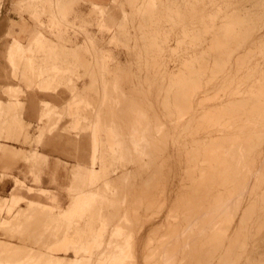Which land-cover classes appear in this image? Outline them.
<instances>
[{"label":"rangeland","instance_id":"1","mask_svg":"<svg viewBox=\"0 0 264 264\" xmlns=\"http://www.w3.org/2000/svg\"><path fill=\"white\" fill-rule=\"evenodd\" d=\"M14 1L15 0H0V25L5 24V27L0 30V34L2 35L0 45H4L5 48L4 59L2 58L1 60L0 58V62L4 60V65L8 66L10 70L13 68L18 70L27 69L28 72L20 75L22 76V80L13 78L11 76L12 73H0V101L8 102L12 99L16 100V102H13L14 104H9L10 108L3 105V107L1 106L2 108L0 107V114H2V118L0 117V146H3L1 142H10V144L14 143L16 147L28 150L23 151L28 155H32L36 150H40L48 157L46 162L42 157H35V155L30 159L13 160L11 158L12 162H8V165H1L0 171L11 172L12 175L25 180L28 185L34 187L41 186L54 190L61 203H59L57 197H54V193L47 196L50 203L42 196H37L35 199L47 204H61L63 209L68 208L64 211H58L50 206L41 207L43 206L41 205L28 211V203L22 205L14 203L10 205L9 201L5 202L0 199V241H3L0 242V248H4L2 250L0 249V263L52 264V261L46 256H64L63 252L59 251V248L62 245L63 239L68 237L71 239L74 238L76 241L69 255V258H73V264H98L97 259L101 257L99 255L100 252L105 251L107 247L112 248L111 251L118 250V254L124 249L122 251L123 255H121L122 259L120 260L123 264H125L126 261L127 263L129 261V264H146L145 262L143 263V261H147V264H149L148 262L151 260H149L150 257L148 256L156 252L155 246H158L162 241L166 242L168 245L170 244L171 248L179 246L177 247L179 250L173 249L176 252L171 251V253L176 254L175 257L177 261L175 262L177 264H183L181 263L183 262L182 257L186 252H188V254L184 257L185 264H261V262L264 264V185L260 187L254 185L255 182H253L256 180L255 178L257 176L259 178L262 175L264 176V173L261 172V170L264 171V167L256 165L257 153L250 151L246 160L247 164H245L248 165L252 171H250V173L248 172L244 177L245 172L240 155V144L243 141V136L241 133H238L240 132L238 126L241 125L242 119L246 114H248L247 117H250L251 123L254 120L253 118H256L253 115H256V107H258L256 103V98H258L259 94L258 87L259 84L262 85L260 81L264 78V73H262L264 72V52H262L264 51V0H108L105 3L108 8L94 7L89 10L84 9V6L88 5L87 2L79 1L74 5V2L77 0H32L29 4H26V6L16 4ZM171 5L173 9L171 10L173 12H170L169 9ZM11 20H16V22H12V28L9 33L8 26L11 24ZM188 31L190 34H188ZM193 32L197 36L194 35ZM201 32H203V34ZM191 33L193 35H191ZM196 37L198 38L196 39ZM201 38L203 39L202 41ZM15 40H19L22 43L18 42V44H15ZM14 45L20 52L16 49L12 50ZM210 54L212 55L210 56ZM11 59L16 61V63L11 64ZM227 59L229 61H227ZM199 63L200 65L202 64V67H199ZM213 64L214 66H212ZM212 67L214 69H212ZM253 67L254 69H252ZM205 69L207 72H205ZM223 69H225V71ZM212 72L214 74H212ZM25 79L26 81H29V79H36L37 81L36 83H27L24 82ZM45 80L46 82H43ZM185 80L189 82L185 83ZM191 82H193V84ZM262 83H264V81H262ZM28 85L29 87L33 86L32 89H30L31 91L27 90L29 88L27 87ZM36 86L44 91H52L53 93L63 92V94L56 97L57 95L55 94L39 93L37 92L38 89ZM57 86L61 89H55ZM189 86L190 88H188ZM180 87L181 89H179ZM184 87H186L187 90ZM191 88L193 89L191 90ZM224 88L226 89L223 90ZM245 88L250 89H247L249 90L247 91ZM251 88L253 93L251 92ZM170 90H172V92ZM237 91H241L242 96ZM131 92L132 94H130ZM33 93L36 94L34 98L37 105L41 100H46L58 106V109L53 108L51 111L49 116L50 120H47L42 126L45 127L44 129L40 128L41 126L37 124L35 119L36 113L34 114L31 111L33 109L31 108L30 99ZM125 94H127V96ZM215 95H217V99ZM244 98L249 100V106L246 109V112L248 111L247 113L244 111L243 107ZM18 100H23L24 104H20V102H17ZM203 101L205 104L202 103ZM229 102H231V104ZM233 102H236V107H234L235 105ZM178 103L183 104V108L181 106L182 109L178 107L180 106ZM23 105L24 112L22 116L27 121L29 127L23 126L20 123V119H18V114ZM218 106L224 109L223 111L225 112L218 110L220 108ZM6 108L9 109L7 110ZM201 108H203V110ZM241 108L243 111H241ZM229 109L230 112L234 110L232 114H229ZM194 112L196 113L194 114ZM213 112L216 113L213 115ZM198 114L199 116L201 115V118L198 117ZM227 114L229 116H227ZM133 116L134 118H132ZM256 116L261 120V115L257 113ZM122 117H124V120ZM144 118L145 121H143ZM2 119L5 120L3 121ZM210 119L212 120V124H210ZM228 119L229 122H227ZM195 120H197V122ZM205 120H207L206 125H204ZM223 120H226V125ZM58 121H60L59 129H56L53 134L46 132L45 135L40 137V132L42 130L47 131L50 127H55ZM218 121L220 125L223 126L221 127L222 130L219 128L220 125H218ZM77 122L79 126H76ZM135 122L138 125L137 128L142 132H139V139L137 138L138 136H134L133 128L131 129V127L137 126ZM199 122L204 123L201 124ZM222 122L225 127L222 125ZM214 123H217L218 126ZM211 125L213 128H211ZM174 129H176V131ZM204 129L206 130L202 131ZM18 130L20 132H18ZM191 130H193L194 133ZM209 130H212L210 133H212L213 136L212 134H208L209 136L207 135L208 132L206 131ZM214 130L217 132L213 133ZM196 132L198 135L199 133L202 135L198 136ZM130 133H132V136ZM24 134L27 135L26 143L20 142L16 138V135L22 138ZM161 134L162 136L160 137ZM217 136H219V140L213 138ZM56 137H59L58 141L60 143L57 148H53L46 144V142H50L51 139H56ZM94 138H97L98 142L93 148L97 157H95L96 159L94 161V163H96L92 164L91 161L90 164V139L92 142ZM205 138H208V140L206 139L207 141H205ZM249 138L251 140H249ZM40 139L43 140L42 145L38 142ZM213 139L214 141H212ZM258 139H260L259 135L248 137L249 143L252 141L251 145L253 142L256 143ZM133 140H135L136 143L135 141L133 142ZM185 142L190 143L186 144ZM231 142L232 145H230ZM233 142H235V144H233ZM155 144L157 146H155ZM136 146L138 147L136 148ZM223 147L224 150L222 151ZM231 147L233 149L232 151ZM3 149L4 151L8 152L10 150V152H12L9 148ZM3 149L2 147L0 148V156L2 154L4 155ZM184 150L189 151V153ZM196 150L200 153L196 154ZM203 151L206 153H203ZM23 152H21L22 158L23 155L25 156ZM180 152L182 153L181 155ZM144 154L147 155L145 156ZM195 158H197V160ZM200 160L201 162L199 165ZM24 161L42 167V171L40 172L42 184H36L35 176L27 173L29 169ZM215 161H217V163ZM194 162L196 165H194ZM79 165H83L87 168L89 167L81 177L82 181H78L75 178ZM91 165H95L93 168L96 170L92 178L88 175L92 169ZM223 166L224 168H222ZM54 168H56L57 172L56 184L52 183L51 176ZM254 168L257 169L256 172L258 174L254 171ZM37 169L35 167L34 172ZM225 171L226 173H224ZM193 172L196 173V175ZM259 172L261 174H259ZM235 173L238 174L237 177ZM251 173H256V177L253 178L255 180L252 179L254 174ZM198 174L201 175L199 176ZM7 178L9 177H4V179ZM248 178H251V180ZM153 180L154 183H152ZM224 181H228L227 184H229L227 185ZM247 181L248 183L244 186V182ZM5 182L7 185L0 183L1 198H8L16 194V192L9 194L13 188V181L7 179ZM235 182H238L240 185ZM17 183L16 181V185ZM194 183H196V185ZM18 184V189H25L24 185ZM236 184L237 188L235 190ZM216 185L220 189H218ZM70 187H74L78 191L76 190L77 192L72 193L69 190ZM205 187L208 188L205 189ZM212 187L215 189L213 188L212 190ZM224 187L228 188L225 189ZM232 187H234V189ZM231 188L235 192L233 191L232 193ZM217 189L218 191H216ZM205 191L209 192L206 193ZM228 191L230 192L228 193ZM22 193L26 194V191ZM72 194L75 195L72 196ZM225 194H229V198L227 195L226 199ZM86 195L89 197V202L86 204L84 211L82 213L75 211L74 208L78 199ZM208 195H210V198ZM231 198L233 199L231 200ZM228 200H231V203L228 202ZM199 201L201 205L199 203L197 204ZM205 201L207 204L203 205ZM222 202H225L224 206ZM236 202L239 207L236 205ZM149 203L151 205H149ZM195 204L201 208L198 206L196 207ZM247 206L248 208H246ZM192 207L197 209L193 208L194 210H191ZM212 207H214V209ZM229 207L231 208L226 209ZM240 208H242L243 211ZM244 210L247 211L245 212ZM188 211L195 217L202 219L206 213L210 214L209 217L206 218L205 223L214 226L207 231L211 234L208 233V235L206 232L204 233V231L203 233H197L195 240L193 236L192 238L190 237L192 234L190 230H182L185 232L187 231V233L179 231L183 229L181 226L184 228L187 226L185 225L187 223H184V219L190 218V213L188 214ZM229 211H231V213ZM233 211L234 213H232ZM247 212L249 215L245 216ZM126 214L129 215V217ZM125 216L128 219L125 218ZM245 217L248 219H245ZM179 218H182L181 221ZM233 218L236 219L234 220ZM226 219L229 222H226ZM214 220L222 226H219ZM245 220L247 222H245ZM172 222H176V225H172ZM182 222L185 226L183 224L181 225ZM225 223L229 225H225ZM242 223L244 225H242ZM243 226L246 227H244L246 230L242 228ZM122 228L125 229L123 230ZM174 228L176 230H174ZM177 228H179L178 231ZM100 229H104V239L98 238ZM260 229L261 231L259 232ZM173 230L180 232V234L178 233L179 236L176 235L177 233ZM189 231L191 232L190 236ZM215 231L217 233L220 232L222 235L217 234V236H215ZM112 232L113 234H111ZM172 233L176 235V237H174ZM184 234H188V236L186 235V237ZM203 234L205 235L203 236ZM177 236L179 239H181L182 236V240H176ZM211 236H213V239ZM169 237H172V243H169ZM97 238L100 241L99 244H102L103 247L105 246L104 248H100L99 250L95 249L96 251L92 256H85L83 255L85 254L84 251H81V255L76 257L75 250L77 247L88 245L89 243L92 244ZM174 238L175 240L173 241ZM199 238L202 239L200 240ZM156 240L159 242L158 244ZM159 240H161V242ZM188 240L190 241L189 244ZM181 241L185 243L181 244ZM179 242L180 244H178ZM219 242H222V244L218 245L220 244ZM154 243H156L155 246ZM254 243L255 245H253ZM186 244H188L189 247L186 246ZM120 245L122 246L120 248L121 250L119 249ZM115 246L116 249L114 248ZM147 246H150V248L148 249ZM217 246H219V249ZM224 246L226 247L224 248ZM5 247L7 249H5ZM183 247L187 251H185ZM152 248L155 251L152 250ZM193 249L195 251H193ZM208 249L210 250L208 251ZM142 253L147 256V260L145 258L146 256L142 255ZM133 254L136 256L134 255V257ZM179 256L182 257L180 258ZM133 258H135L134 261ZM178 258L182 261L180 260L179 262ZM259 258H261V260H259ZM135 260L137 262H135ZM121 262L119 264H122ZM175 262L174 264H176Z\"/></svg>","mask_w":264,"mask_h":264},{"label":"bare ground","instance_id":"2","mask_svg":"<svg viewBox=\"0 0 264 264\" xmlns=\"http://www.w3.org/2000/svg\"><path fill=\"white\" fill-rule=\"evenodd\" d=\"M172 1V0H171ZM175 1V0H174ZM243 1V0H242ZM229 5V4H228ZM233 5V4H232ZM262 6V5H261ZM219 7V6H218ZM181 8V7H180ZM169 9H170V12L173 10L172 9V5L169 7ZM172 9V10H171ZM219 9V8H218ZM221 9V8H220ZM225 9V8H224ZM215 10V9H214ZM235 10V9H234ZM178 11V10H177ZM216 11H217V9H216ZM173 12V11H172ZM174 12H175V10H174ZM215 12V11H214ZM228 12V11H227ZM231 12H232V10H231ZM219 13H220V11H219ZM218 13V14H219ZM243 13V12H242ZM181 15V14H180ZM213 15V14H212ZM230 15V14H229ZM184 16V15H183ZM205 16V15H204ZM228 16V15H227ZM233 16V15H232ZM203 17V16H202ZM254 18V17H253ZM190 19V18H189ZM204 19V18H203ZM202 19V20H203ZM196 20V19H195ZM194 21V20H193ZM196 22V21H195ZM205 22V21H204ZM253 23V22H252ZM201 24H203V23H201ZM158 25V24H157ZM207 25V24H206ZM248 25V24H247ZM252 25V24H251ZM204 26V25H203ZM209 26V25H208ZM250 26V25H249ZM255 26H257V25H255ZM188 28V27H187ZM186 28V29H187ZM191 28V27H190ZM195 28H196V26H195ZM205 28V27H204ZM183 29H184V27H183ZM189 29V28H188ZM246 29V28H245ZM256 29V28H255ZM258 29V28H257ZM153 30V29H152ZM185 30V29H184ZM191 30V29H190ZM194 30V29H193ZM192 30V31H193ZM199 30V29H198ZM171 31H172V29H171ZM182 31V30H181ZM258 31V30H257ZM195 32V31H194ZM194 32H193V34H194ZM185 33V32H184ZM186 33H187V31H186ZM202 34H203V32H201ZM207 33V32H206ZM255 33V32H254ZM182 34V33H181ZM188 34H190L189 33V31H188ZM188 34H186V35H188ZM192 33H191V35H193ZM212 34H213V32H212ZM170 35V34H169ZM185 35V34H184ZM194 35H196V34H194ZM197 36V35H196ZM204 36V35H203ZM156 37V36H155ZM154 37V38H155ZM170 37V36H169ZM165 38V37H164ZM194 38V37H193ZM198 37H196V39H197ZM204 38V37H203ZM200 39V38H199ZM182 40H184V39H182ZM203 39L201 38V41H202ZM208 40V39H207ZM158 41V40H157ZM192 41V40H191ZM256 41V40H255ZM181 42V41H180ZM196 42V41H195ZM209 42V41H208ZM204 43V42H203ZM219 43V42H218ZM260 43V42H259ZM17 44H18V42H17ZM187 44V43H186ZM182 45V44H181ZM195 45V44H194ZM202 45H204V44H202ZM179 46V45H178ZM200 46V45H199ZM230 46V45H229ZM254 46V45H253ZM252 46V47H253ZM180 47V46H179ZM240 47H242V46H240ZM18 48V47H17ZM229 48V47H228ZM198 49V48H197ZM203 49V48H202ZM237 49H239V48H237ZM181 50V49H180ZM183 50V49H182ZM240 50V49H239ZM256 50V49H255ZM261 50V49H260ZM206 51V50H205ZM238 51V50H237ZM239 52V51H238ZM262 52H264V51H262ZM199 53V52H198ZM207 54V53H206ZM247 54V53H246ZM253 54V53H252ZM142 55V54H141ZM177 55V54H176ZM212 54H210V56H211ZM154 56V55H153ZM190 56V55H189ZM233 56V55H232ZM240 56V55H239ZM244 56V55H243ZM242 56V57H243ZM249 56V55H248ZM202 57V56H201ZM213 57V56H212ZM223 57V56H222ZM158 58V57H157ZM198 58V57H197ZM203 58V57H202ZM183 59V58H182ZM209 59V58H208ZM185 60V59H184ZM211 60V59H210ZM214 60V59H213ZM225 60H226V58H225ZM248 60V59H247ZM156 61V60H155ZM201 61V60H200ZM227 61H229L228 59H227ZM164 62V61H163ZM179 62H181V61H179ZM204 62V61H203ZM209 62V61H208ZM207 62V63H208ZM213 62H215V61H213ZM223 62V61H222ZM230 62H231V60H230ZM238 62V61H237ZM259 62V61H258ZM148 64V63H147ZM152 64V63H151ZM180 64V63H179ZM215 64V63H214ZM214 64L212 65V66H214ZM198 65V64H197ZM199 65H200V63H199ZM202 65V64H201ZM199 66V67H202V66ZM210 65V64H209ZM236 65V64H235ZM193 66H195V65H193ZM219 66H221V65H219ZM262 66V65H261ZM182 67V66H181ZM180 67V68H181ZM217 67V66H216ZM227 67V66H226ZM234 67V66H233ZM250 67V66H249ZM206 68V67H205ZM219 68V67H218ZM232 68V67H231ZM230 68V69H231ZM194 69V68H193ZM202 69V68H201ZM212 69H214L213 67H212ZM211 69V70H212ZM252 69H254V67L252 68ZM256 69V68H255ZM206 70V69H205ZM219 70V69H218ZM224 71H225V69H223ZM241 70V69H240ZM199 71H200V69H199ZM203 71V70H202ZM209 71V70H208ZM220 71V70H219ZM223 71V72H224ZM229 71V70H228ZM153 72H154V70H153ZM186 72V71H185ZM205 72H207V70L205 71ZM215 72V71H214ZM217 72V71H216ZM245 72V71H244ZM247 72H249V71H247ZM251 72V71H250ZM256 72V71H255ZM193 73V72H192ZM194 73H195V71H194ZM211 73V72H210ZM218 73V72H217ZM243 73V72H242ZM262 73H264V72H262ZM175 74V73H174ZM212 74H214L213 72H212ZM230 74H231V72H230ZM240 74V73H239ZM169 75V74H168ZM196 75V74H195ZM194 75V76H195ZM207 75H208V73H207ZM217 75V74H216ZM185 76V75H184ZM192 76V75H191ZM200 76H202V75H200ZM234 76V75H233ZM250 76V75H249ZM177 77V76H176ZM179 77V76H178ZM203 77V76H202ZM208 77V76H207ZM211 77H212V75H211ZM241 77V76H240ZM191 78H193V77H191ZM195 78H197V77H195ZM213 78H215V77H213ZM249 78V77H248ZM180 79V78H179ZM186 79H188V78H186ZM190 79V78H189ZM245 79V78H244ZM258 79V78H257ZM261 79V78H260ZM264 79V78H263ZM262 79V81H264ZM148 80V79H147ZM191 80V79H190ZM198 80H199V78H198ZM254 80V79H253ZM186 82L185 83H188L187 82V80H185ZM196 81V80H195ZM242 81V80H241ZM250 81V80H249ZM252 81V80H251ZM262 81H260V83L262 84V85H260L259 84V87H258V98H256L257 99V101H256V103L258 104V107H256L257 106V104H256V106H254V107H256L257 108V112H256V115H257V113L259 114V115H261V120L260 119H258L257 118V116L256 115H253V116H255L256 118H257V121H256V118H253V119H251V120H253L252 121V123L250 122V117H247V115L248 114H246L247 112H246V109H247V107L249 106L248 104H249V100L248 99H245V100H243V103H244V105H243V107H244V111L246 112L245 114H246V116L242 119V122H241V125H239L238 127H239V131L240 132H238V133H241L242 134V136H243V141H242V143L240 144V155H241V161H242V164H243V168H244V172H245V174H244V177H245V175L249 172L250 173V171H252V169L248 166V165H246L247 163H246V160H247V156H248V154L250 153V151H253V152H256L257 153V164L256 165H258V166H263L264 167V83H262ZM149 82V81H148ZM244 82H245V80H244ZM253 82V81H252ZM183 83V82H182ZM192 84H193V82H191ZM207 83V82H206ZM212 83V82H211ZM243 83V82H242ZM197 84H198V82H197ZM196 84V85H197ZM209 84H210V81H209ZM253 84V83H252ZM256 84V83H255ZM174 85V84H173ZM186 85V84H185ZM189 85H190V83H189ZM195 85V84H194ZM206 85H208V84H206ZM227 85V84H226ZM239 85V84H238ZM243 85H245V84H243ZM202 86V85H201ZM164 87V86H163ZM168 87V86H167ZM174 87V86H173ZM186 87H187V85H186ZM186 87H184L185 89H186ZM203 87V86H202ZM225 87V86H224ZM229 87V86H228ZM231 87V86H230ZM247 87V86H246ZM257 87V86H256ZM188 88H190V86L188 87ZM199 88V87H198ZM243 88V87H242ZM255 88V87H254ZM31 89V88H30ZM29 89V90H30ZM179 89H181V87L179 88ZM183 89V88H182ZM193 88H191V90H192ZM226 88H224L223 90H225ZM234 89V88H233ZM241 89V88H240ZM240 89H238V90H240ZM246 89V88H245ZM247 89H250V88H247ZM246 89V90H247ZM16 90V89H15ZM173 90V89H172ZM172 90H170L171 92H172ZM187 90V89H186ZM222 90V89H221ZM237 90V89H236ZM10 91H11V89H10ZM13 91V90H12ZM17 91H18V89H17ZM177 91V90H176ZM220 91V90H219ZM241 91L243 92V90L241 89ZM238 92V93H242V92ZM247 91H249V90H247ZM256 91V90H255ZM14 92V91H13ZM16 92V91H15ZM171 92H169V93H171ZM178 92V91H177ZM183 92V91H182ZM184 92H185V90H184ZM188 92V91H187ZM194 92H196V91H194ZM230 92V91H229ZM234 92H236V91H234ZM251 92L253 93V91H252V88H251ZM257 92V91H256ZM10 93V92H9ZM168 93V94H169ZM176 93V92H175ZM174 93V94H175ZM191 93V92H190ZM206 93V92H205ZM218 93V92H217ZM130 94H132V92L130 93ZM167 94V93H166ZM207 94V93H206ZM121 95V94H120ZM119 95V96H120ZM123 95V94H122ZM126 96H127V94H125ZM205 95V94H204ZM203 95V96H204ZM218 95V94H217ZM217 95H215V97L217 96ZM237 95H239V94H237ZM118 96V95H117ZM131 96V95H130ZM129 96V97H130ZM186 96V95H185ZM223 96V95H222ZM241 96H242V94H241ZM244 96L246 97V95L244 94ZM243 96V97H244ZM134 97V96H133ZM170 97V96H169ZM214 97V96H213ZM219 97V96H218ZM128 98V97H127ZM193 98V97H192ZM191 98V99H192ZM212 98V97H211ZM247 98V97H246ZM255 98V97H254ZM120 99V98H119ZM130 99V98H129ZM175 99H176V97H175ZM208 99V98H207ZM214 99V98H213ZM213 99H212V101H213ZM216 99H217V97H216ZM240 99V98H239ZM238 99V100H239ZM256 99H254V100H256ZM14 100V99H13ZM123 100V99H122ZM185 100V99H184ZM183 100V101H184ZM253 100V99H252ZM15 102H16V100H14ZM124 101V100H123ZM172 101V100H171ZM182 101V100H181ZM210 101V100H209ZM236 101V100H235ZM17 102H20V104H23L24 102H22V100H18ZM45 102V101H44ZM179 102V101H178ZM226 102V101H225ZM231 102H232V100H231ZM231 102H229L230 104H231ZM13 103V102H12ZM173 103V102H172ZM202 103H204L205 104V102L203 101ZM234 103V107H236V102H233ZM242 103V102H241ZM240 103V104H241ZM14 104V103H13ZM18 104V103H17ZM123 104H125V103H123ZM139 104V103H138ZM170 104H171V102H170ZM178 104H180V103H178ZM199 104V103H198ZM2 105V104H1ZM177 105V104H176ZM189 105H190V103H189ZM203 105V104H202ZM201 105V106H202ZM233 105V104H232ZM231 105V106H232ZM121 106V105H120ZM178 106V105H177ZM181 106H182V108H183V104H180V106H178L180 109H182L181 108ZM199 106V105H198ZM226 106V105H225ZM1 107V106H0ZM3 107V106H2ZM1 107V108H2ZM7 107H9L10 108V106H7ZM140 107V106H139ZM172 107V106H171ZM200 107V106H199ZM208 107V106H207ZM218 107H220V106H218ZM228 107V106H227ZM242 107V106H241ZM9 108H6L7 110L9 109ZM172 108H174V107H172ZM190 108V107H189ZM204 108V107H203ZM203 108H201L202 110H203ZM210 108V107H209ZM209 108H208V110H209ZM232 108V107H231ZM230 108V109H231ZM255 108V109H256ZM124 109V108H123ZM135 109H137V108H135ZM145 109V108H144ZM175 109H178V108H175ZM197 109V108H196ZM214 109H216V108H214ZM230 109H229V114L231 113L232 114V111H234L235 110V108H234V110H232L231 112H230ZM242 109V108H241ZM254 109V108H253ZM252 109V110H253ZM118 110V109H117ZM207 110V111H208ZM218 110H224V109H221V107L218 109ZM0 111H1V109H0ZM5 111V110H4ZM126 111V110H125ZM128 111V110H127ZM135 111V110H134ZM140 111V110H139ZM168 111V110H167ZM183 111V110H182ZM206 111V110H205ZM236 111H238V110H236ZM241 111H243V109L241 110ZM118 112H120V111H118ZM198 112V111H197ZM209 112H211V111H209ZM223 112H225V111H223ZM251 112H253V111H251ZM250 112V113H251ZM255 112V111H254ZM140 113V112H139ZM174 113V112H173ZM189 113V112H188ZM196 112H194V114H195ZM205 113V112H204ZM216 112H213V115L215 114ZM222 113V112H221ZM234 113V112H233ZM243 113V112H242ZM130 114V113H129ZM147 114V113H146ZM175 114V113H174ZM208 114V113H207ZM210 114H212V113H210ZM225 114V113H224ZM252 114V113H251ZM255 114V113H254ZM131 115V114H130ZM120 116V115H119ZM126 116V115H125ZM135 116V115H134ZM134 116L132 117V118H134ZM148 116V115H147ZM180 116V115H179ZM203 116V115H202ZM222 116V115H221ZM227 116H229L228 114H227ZM236 116V115H235ZM144 117V116H143ZM146 117V116H145ZM149 117V116H148ZM172 117H174V116H172ZM171 117V118H172ZM198 117H200L201 118V115L199 116V114H198ZM198 117H197V120H198ZM210 118H212L211 116H209ZM233 117V116H232ZM260 117V116H259ZM124 117H122V119H123ZM147 118V117H146ZM175 118V117H174ZM181 118H182V116H181ZM185 118V117H184ZM192 118H194V117H192ZM199 118V119H200ZM215 118V117H214ZM225 118H226V116H225ZM230 118V117H229ZM237 118V117H236ZM235 118V119H236ZM125 119H128V118H125ZM137 119V118H136ZM195 119H196V117H195ZM203 119V118H202ZM207 119H208V117H207ZM219 119H220V117H219ZM233 119V118H232ZM118 120V119H117ZM124 120V119H123ZM135 120V119H134ZM156 120V119H155ZM154 120V121H155ZM197 120H195L196 122H197ZM204 120V119H203ZM216 120H217V118H216ZM227 120V119H226ZM226 120L224 121L223 120V122L225 123V125H226V123L227 122H229V119H228V121L226 122ZM238 120V119H237ZM143 121H145V118H144V120ZM147 121V120H146ZM180 121H183V120H180ZM206 121L207 120H205V124L204 125H206ZM256 121V122H255ZM124 122V121H123ZM173 122V121H172ZM176 122H177V119H176ZM208 122H209V119H208ZM210 124H212V120L210 119ZM219 122V121H218ZM217 122V123H218ZM222 122V123H223ZM230 122H231V119H230ZM235 122V121H234ZM233 122V123H234ZM237 122V121H236ZM120 123V122H119ZM129 123V122H128ZM131 123H132V121H131ZM134 123V122H133ZM136 123V122H135ZM151 123V122H150ZM149 123V124H150ZM199 123H201V122H199ZM202 123H204V122H202ZM201 123V124H202ZM217 123H214L215 125H217ZM224 123L222 124V125H224ZM237 123H240V122H237ZM210 124H207V125H210ZM232 124V123H231ZM131 125V124H130ZM136 125H137V123H136ZM143 125H144V123H143ZM142 125V126H143ZM152 125V124H151ZM154 125V124H153ZM178 125H179V123H178ZM196 125H198V124H196ZM214 125V126H215ZM218 125H220V122L218 123ZM217 125V126H218ZM225 125H224V127H225ZM76 126H79V123L77 122V125ZM75 126V127H76ZM128 126V125H127ZM176 126V125H175ZM175 126H174V128H175ZM185 126V125H184ZM119 127V126H118ZM138 127V125L136 126V127H131V129L133 128V131H134V136H138L139 135V132H140V129L139 128H137ZM141 127V126H140ZM150 127V126H149ZM153 127V126H152ZM166 127V126H165ZM203 127V126H202ZM221 127H223V126H221L220 125V129H221ZM234 127V126H233ZM128 128V127H127ZM205 128V127H204ZM207 128V127H206ZM208 128H210V127H208ZM211 128H213V126L211 125ZM210 128V129H211ZM215 128V127H214ZM126 129V128H125ZM130 129V128H129ZM163 129V128H162ZM217 129V128H216ZM128 130V129H127ZM148 130V129H147ZM164 130V129H163ZM175 131H176V129H174ZM206 129H204V130H202V131H205ZM222 130V129H221ZM221 130H220V132H221ZM142 131H143V129H142ZM156 131V130H155ZM188 131V130H187ZM191 131H193V130H191ZM198 131V130H197ZM200 131V130H199ZM212 131V130H211ZM210 130L209 131H206V132H208L207 133V135L208 134H212V133H210L211 132ZM132 132V131H131ZM144 132V131H143ZM153 132V131H152ZM190 132V131H189ZM217 132V131H216ZM215 132V130H214V132L213 133H216ZM219 132V133H220ZM226 132V131H225ZM228 132H229V129H228ZM127 133V132H126ZM140 133H142V132H140ZM161 133V132H160ZM193 133H194V131H193ZM192 133V134H193ZM197 133V132H196ZM195 133V134H196ZM218 133V134H219ZM237 133V134H238ZM132 133H130V135H131ZM145 134V133H144ZM155 134V133H154ZM204 134V133H203ZM221 134H223V133H221ZM226 134H228V133H226ZM226 134H224V135H226ZM129 135V136H130ZM142 135V134H141ZM147 135V134H146ZM196 135H198V133L196 134ZM202 135V134H201ZM200 135V133H199V135L198 136H201ZM207 135H205V136H207ZM256 135H259V137H260V139H258L257 141H256V143L255 142H253L254 143V145H253V143H252V145H251V142L249 143V141H248V137L249 136H256ZM116 136V135H115ZM126 136V135H125ZM132 136V135H131ZM140 136V135H139ZM139 136L137 137L138 139H139ZM162 136V134L160 135V137ZM184 136V135H183ZM209 136V135H208ZM212 136H213V134H212ZM241 136V135H240ZM90 137H92V136H90ZM122 137V136H121ZM149 137V136H148ZM179 137V136H178ZM197 137V136H196ZM219 136H217V137H213V138H217V140H219V138H218ZM134 138V137H133ZM140 138H142V137H140ZM144 138H146V137H144ZM180 138V137H179ZM182 138V137H181ZM188 138V137H187ZM193 138V137H192ZM200 138V137H199ZM202 138V137H201ZM227 138V137H226ZM225 138V139H226ZM229 138V137H228ZM253 138V137H252ZM147 139V138H146ZM208 140V138H205V141H207ZM222 139V138H221ZM231 139H232V137H231ZM136 140V139H135ZM135 140H133V142L135 141ZM180 140V139H179ZM202 140H204V139H202ZM210 140V139H209ZM249 140H251L250 138H249ZM253 141H254V138L252 139ZM256 140V139H255ZM137 141V140H136ZM136 141H135V143H136ZM149 141H150V139H149ZM183 141V140H182ZM212 141H214V139L212 140ZM235 141V140H234ZM237 141V140H236ZM122 142V141H121ZM141 142H142V140H141ZM146 142V141H145ZM144 142V143H145ZM179 142V141H178ZM201 142V141H200ZM225 142V141H224ZM96 143H98L97 142V138H94L93 140H92V144H93V148H94V146H95V144ZM129 143V142H128ZM132 143V142H131ZM138 143H139V141H138ZM137 143V144H138ZM151 143V142H150ZM182 143V142H181ZM186 143V142H185ZM188 143V142H187ZM186 143V144H187ZM190 143V142H189ZM188 143V144H189ZM192 143V142H191ZM208 143V142H207ZM216 143V142H215ZM121 144V143H120ZM143 144V143H142ZM141 144V145H142ZM162 144V143H161ZM178 144V143H177ZM180 144V143H179ZM193 144V143H192ZM204 144V143H203ZM202 144V145H203ZM213 144H214V142H213ZM217 144V143H216ZM225 144V143H224ZM227 144V143H226ZM230 144V143H229ZM233 144H235V142H233ZM182 145V144H181ZM196 145V144H195ZM205 145V144H204ZM215 145V144H214ZM213 145V146H214ZM219 145V144H218ZM217 145V146H218ZM230 145H232V142H231V144ZM122 146V145H121ZM139 146V145H138ZM138 146H136V148L138 147ZM155 146H157L156 144H155ZM159 146H160V144H159ZM176 146V145H175ZM198 146V145H197ZM206 146V145H205ZM227 146H229V145H227ZM226 146V147H227ZM118 147V146H117ZM143 147V146H142ZM174 147V146H173ZM181 147V146H180ZM186 147V146H185ZM190 147V146H189ZM202 147V146H201ZM207 147V146H206ZM212 147V146H211ZM221 147V146H220ZM154 148V147H153ZM156 148V147H155ZM166 148V147H165ZM164 148V149H165ZM191 148V147H190ZM198 148V147H197ZM239 148V147H238ZM161 149V148H160ZM192 149V148H191ZM195 149V148H194ZM200 150V149H199ZM224 150V147H223V149H222V151ZM233 149H232V147H231V151H232ZM127 151V150H126ZM157 151V150H156ZM181 151V150H180ZM185 151V150H184ZM187 151V150H186ZM185 151V152H186ZM197 151V150H196ZM195 151V152H196ZM200 151H202V150H200ZM230 151V150H229ZM188 153H189V151H187ZM190 152H191V150H190ZM213 152V151H212ZM211 152V153H212ZM218 152V151H217ZM220 152H221V149H220ZM150 153V152H149ZM184 153V152H183ZM198 153V151L196 152V154ZM200 153V152H199ZM198 153V154H199ZM203 153H206V152H204L203 151ZM222 153V152H221ZM182 153L180 152V155H181ZM202 154V153H201ZM145 155V154H144ZM147 155V154H146ZM145 155V156H146ZM163 155V154H162ZM193 155V154H192ZM211 155V154H210ZM217 155V154H216ZM219 155V154H218ZM252 155V154H251ZM154 156V155H153ZM196 156V155H195ZM202 156H203V154H202ZM220 156V155H219ZM222 156V155H221ZM225 156V155H224ZM223 156V157H224ZM229 156V155H228ZM255 156V155H254ZM95 157H97L96 155H95V151L93 150V156H92V164H95L94 163V161H95ZM187 157H189V156H187ZM193 157V156H192ZM204 157V156H203ZM206 157V156H205ZM226 157V156H225ZM250 157V156H249ZM200 158V157H199ZM207 158V157H206ZM209 158V157H208ZM234 158V157H233ZM240 158V157H239ZM143 159H144V157H143ZM196 160H197V158H195ZM205 159V158H204ZM228 159H230V158H228ZM193 160H194V158H193ZM216 160H218V159H216ZM224 160V159H223ZM231 160V159H230ZM149 161V160H148ZM166 161V160H165ZM185 161V160H184ZM184 161H183V163H184ZM209 161V160H208ZM226 161H228V160H226ZM225 161V162H226ZM232 161V160H231ZM190 162V161H189ZM200 162H201V160L199 161V165H200ZM216 163H217V161H215ZM224 162V163H225ZM205 163H206V161H205ZM204 163V164H205ZM211 163V162H210ZM223 163V164H224ZM246 163V164H245ZM139 164V163H138ZM186 164H187V162H186ZM191 164V163H190ZM249 164V163H248ZM255 164V163H254ZM166 165V164H165ZM193 165V164H192ZM194 165H196V163L194 162ZM201 165H202V163H201ZM210 165V164H209ZM213 165V164H212ZM215 165V164H214ZM213 165V166H214ZM227 165V164H226ZM250 165H251V163H250ZM92 166V165H91ZM93 166H95V165H93ZM93 166H92V169H91V171H90V173L88 174L89 175V177H94V175H95V173H96V170L93 168ZM142 166V165H141ZM145 166V165H144ZM152 166H153V164H152ZM182 166V165H181ZM198 166V165H197ZM216 166V165H215ZM217 166H218V164H217ZM222 166V165H221ZM238 166V165H237ZM140 167V166H139ZM163 167V166H162ZM190 167V166H189ZM193 167V166H192ZM206 167V166H205ZM210 167H211V165H210ZM209 167V168H210ZM256 167V166H255ZM188 168V167H187ZM191 168V167H190ZM209 168H208V170H209ZM222 168H224V166L222 167ZM229 168V167H228ZM232 168H233V165H232ZM257 168V167H256ZM259 168V167H258ZM235 169H236V166H235ZM234 169V170H235ZM255 169V168H254ZM260 169V168H259ZM141 170V169H140ZM161 170H162V168H161ZM160 170V171H161ZM182 170V169H181ZM195 170V169H194ZM199 170V169H198ZM204 170V169H203ZM238 169H236V171H237ZM256 170L257 169H255L254 171L256 172ZM139 171V170H138ZM163 171V170H162ZM229 171V170H228ZM232 171V170H231ZM242 171V170H241ZM180 172V171H179ZM196 172V171H195ZM199 172V171H198ZM238 172V171H237ZM240 172V171H239ZM243 172V171H242ZM243 172V173H244ZM261 172L262 173H264V171L263 170H261ZM191 173V172H190ZM194 173V172H193ZM192 173V174H193ZM201 173H202V171H201ZM209 173V172H208ZM221 173V172H220ZM224 173H226V171L224 172ZM257 173V172H256ZM256 173H251V174H254V177H252V179L253 178H255L256 176ZM137 174H139V173H137ZM195 175H196V173H194ZM193 174V175H194ZM203 174V173H202ZM207 174V173H206ZM236 174V177H237V173H235ZM258 174V173H257ZM259 174H261L260 172H259ZM160 175V174H159ZM158 175V176H159ZM161 175H162V173H161ZM186 175V174H185ZM188 175V174H187ZM190 175V174H189ZM193 175H192V177H193ZM194 175V176H195ZM199 175V174H198ZM201 175V174H200ZM199 175V176H200ZM205 175V174H204ZM221 175V174H220ZM229 175V174H228ZM227 175V176H228ZM233 175V174H232ZM240 175H241V173H240ZM239 175V177L241 178V176ZM250 175V174H249ZM129 176V175H128ZM140 176V175H139ZM216 176V175H215ZM260 176V175H259ZM263 176V175H262ZM262 176H260V178L257 176L255 179H253V180H255V181H253V182H255L254 183V185H258V186H263L264 185V176L262 177ZM204 177V176H203ZM147 178V177H146ZM159 178V177H158ZM179 178H180V176H179ZM187 178V177H186ZM189 178V177H188ZM221 178V177H220ZM225 178V177H224ZM235 178V177H234ZM124 179H125V177H124ZM149 179H150V177H149ZM156 179V178H155ZM196 179V178H195ZM197 179H199V178H197ZM209 179V178H208ZM227 179V178H226ZM229 179V178H228ZM232 179V178H231ZM248 179H250L251 180V178H248ZM141 180V179H140ZM213 180V179H212ZM217 180H218V178H217ZM223 180V179H222ZM233 180V179H232ZM241 180V179H240ZM246 180H247V178H246ZM245 180V181H246ZM159 181V180H158ZM230 181V180H229ZM259 181V182H258ZM128 182H129V180H128ZM141 182V181H140ZM146 182V181H145ZM156 182V181H155ZM207 182V181H206ZM226 181H224V183H225ZM228 182V181H227ZM227 182H226V184H227ZM238 182H239V180H238ZM238 182H235V183H237L238 185H240ZM251 182V181H250ZM252 182V183H253ZM125 183H127V182H125ZM134 183V182H133ZM152 183H154V180H153V182ZM184 183V182H183ZM192 183V182H191ZM198 183V182H197ZM213 183V182H212ZM231 183V182H230ZM245 184H244V186H246V183H248V181L247 182H244ZM195 185H196V183H194ZM229 184V183H228ZM227 184V185H228ZM237 184L235 185L236 187H235V190H236V188H237ZM128 185H129V183H128ZM138 185V184H137ZM185 185V184H184ZM187 185V184H186ZM194 185V186H195ZM206 185V184H205ZM210 185V184H209ZM226 185V186H227ZM234 185V184H233ZM241 185H243V184H241ZM140 186V185H139ZM160 186V185H159ZM202 186V185H201ZM212 186V185H211ZM222 186H224V185H222ZM221 186V187H222ZM157 187V186H156ZM180 187H182V186H180ZM184 187V186H183ZM192 187V186H191ZM216 187H217V185H216ZM229 187V186H228ZM228 187H224L225 189L226 188H228ZM97 188V187H96ZM134 188H135V186H134ZM206 188H208V187H205V189ZM213 188L214 187H212V190H213ZM218 188V187H217ZM233 189H234V187H232ZM232 188H231V191H232V193H233V191L234 190H232ZM128 189V188H127ZM159 189V188H158ZM192 189V188H191ZM215 189V188H214ZM218 189H220V188H218ZM218 189L216 190V191H218ZM244 189V188H243ZM260 189V188H259ZM138 190V189H137ZM157 190V189H156ZM211 190V189H210ZM249 190V189H248ZM130 191V190H129ZM132 191V190H131ZM140 191V190H139ZM193 191H194V189H193ZM204 191V190H203ZM215 191V190H214ZM213 191V192H214ZM224 191H227V190H224ZM258 191V190H257ZM116 192V191H115ZM141 192V191H140ZM187 192V191H186ZM206 193H208L207 191H205ZM212 192V191H211ZM221 192H222V190H221ZM230 191H228V193H229ZM235 192V191H234ZM239 192V191H238ZM117 193V192H116ZM124 193V192H123ZM127 193V192H126ZM133 193V192H132ZM142 193V192H141ZM223 194H224V192H222ZM227 193V192H226ZM237 193V192H236ZM236 193H235V195H236ZM138 194V193H137ZM191 194V193H190ZM200 194V193H199ZM210 194H212V193H210ZM215 194V193H214ZM214 194H213V196H214ZM238 194V193H237ZM132 195V194H131ZM136 195V194H135ZM146 195V194H145ZM176 195V194H175ZM193 195L195 196V194L193 193ZM202 195H204V194H202ZM219 195H222V194H219ZM228 195V196H227ZM225 194V197L227 196L228 198H229V194ZM239 195V194H238ZM127 196V195H126ZM142 196V195H141ZM193 196V197H194ZM209 196V198H210V195H208ZM216 196V195H215ZM233 196H234V194H233ZM250 196V195H249ZM123 197V196H122ZM134 197V196H133ZM227 197H226V199H227ZM231 197H232V194H231ZM21 198V197H20ZM19 198V199H20ZM121 198V197H120ZM212 198V197H211ZM219 198V197H218ZM223 198H224V196H223ZM261 198V197H260ZM114 199V198H113ZM119 199V198H118ZM136 199V198H135ZM135 199H134V201H135ZM148 199V198H147ZM205 199H207V198H205ZM220 199V198H219ZM222 199V198H221ZM233 198H231V200H232ZM24 200V199H23ZM140 200V199H139ZM175 200V199H174ZM191 200V199H190ZM209 200H211V199H209ZM230 200V201H231ZM250 200V199H249ZM1 201V200H0ZM5 202H7L8 200H4ZM118 201V200H117ZM123 201V200H122ZM125 201V200H124ZM141 201V200H140ZM148 201V200H147ZM183 201V200H182ZM207 201V200H206ZM206 201H205V203H203V205L204 204H207L206 203ZM223 201V200H222ZM224 201H225V198H224ZM229 200H228V202H230ZM237 201V200H236ZM245 201V200H244ZM13 202V201H12ZM21 202V201H20ZM89 202V197L86 195V196H82L81 198H79L78 199V201H77V203H76V206H75V208H74V210L75 211H78V212H83L84 211V208H85V206H86V204ZM190 202V201H189ZM192 202V201H191ZM194 202V201H193ZM213 202V201H212ZM227 202V203H228ZM237 202H239V201H237ZM237 202H236V205H237ZM257 202V201H256ZM259 202V201H258ZM152 203H154V202H152ZM157 203V202H156ZM194 203H196V202H194ZM200 204L201 202L199 201V202H197V204ZM224 203L225 202H222V205L224 206ZM231 203V202H230ZM230 203H229V205H230ZM253 203V202H252ZM29 204V206H28V208H27V210L28 211H30V210H33V209H35V207H37V206H41V204H35V203H32V202H29L28 203ZM124 204H126V203H124ZM133 204V203H132ZM147 204V203H146ZM175 204V203H174ZM197 204H195V206L197 207L198 205ZM217 204V203H216ZM216 204H214V205H216ZM239 204V203H238ZM141 205H142V203H141ZM149 205H151L150 203H149ZM189 205V204H188ZM191 205H192V203H191ZM201 205V204H200ZM221 205V204H220ZM248 205H249V203H248ZM47 207L46 205H43V206H41V207ZM144 206V205H143ZM152 206H154V205H152ZM174 206V205H173ZM190 206V205H189ZM238 207H239V205H237ZM186 207V206H185ZM191 207V206H190ZM199 207V206H198ZM243 207V206H242ZM12 208H14V207H12ZM53 208V207H52ZM179 208V207H178ZM187 208V207H186ZM193 208H195V207H192L191 208V210H194ZM199 208H201V207H199ZM203 208V207H202ZM213 209H214V207H212ZM231 207H229V208H226V209H230ZM237 208V207H236ZM235 208V209H236ZM246 208H248V206L246 207ZM250 208H251V206H250ZM254 208V207H253ZM262 208H263V206H262ZM39 209H40V207H39ZM108 209V208H107ZM183 209V208H182ZM195 209H197V208H195ZM223 209V208H222ZM241 210H242V208H240ZM243 209H245V208H243ZM259 209V208H258ZM18 210V209H17ZM16 210V211H17ZM46 210V209H45ZM48 210V209H47ZM220 210V209H219ZM224 210V209H223ZM117 211H118V209H117ZM126 211H127V209H126ZM128 211H129V209H128ZM139 211V210H138ZM178 211V210H177ZM211 211H212V209H211ZM240 211V210H239ZM243 211V210H242ZM245 212L247 211V210H244ZM249 211H250V209H249ZM248 211V212H249ZM262 211V210H261ZM32 212V211H31ZM72 212V211H71ZM134 212V211H133ZM133 212H131V213H133ZM136 212V211H135ZM144 212V211H143ZM230 213H231V211H229ZM229 212H228V214H229ZM248 212H247V214H245V216L246 215H249L248 214ZM251 212V211H250ZM256 212V211H255ZM254 212V213H255ZM23 213V212H22ZM190 213V218H185L184 220L186 221H184V223H187V224H185V225H187L186 226V228H184L183 226H181L182 224H183V222L181 223V228H183V229H180L179 231H181V232H184V233H187V231L185 232V231H182V230H190L191 232H192V234H191V236H190V231H189V236L192 238V236H193V238L195 239L196 237L195 236H197L196 234L197 233H203V231H204V233L206 232L207 234L209 233V232H207V231H209L210 229H212L214 226L213 225H209V223L208 224H206L205 223V220H206V218H208L209 217V215L210 214H208V213H206V215H204L203 216V219L202 218H199V217H195L191 212H189L188 211V214ZM199 213V212H198ZM232 213H234V211L232 212ZM240 213V212H239ZM15 214V213H14ZM28 214V213H27ZM30 214V213H29ZM119 214V213H118ZM134 214V213H133ZM183 214H184V212H183ZM182 214V215H183ZM216 214V213H215ZM222 214V213H221ZM227 214V215H228ZM243 214V213H242ZM241 214V215H242ZM11 215H12V213H11ZM30 215H32V214H30ZM117 215V214H116ZM127 215V214H126ZM141 215V214H140ZM223 215V214H222ZM244 215V214H243ZM128 217H129V215H127ZM188 216V215H187ZM211 216H213V215H211ZM226 216V215H225ZM118 217V216H117ZM121 217V216H120ZM143 217V216H142ZM189 217V216H188ZM222 217V216H221ZM233 217V216H232ZM236 217V216H235ZM252 217V216H251ZM254 217V216H253ZM125 218H127L126 216H125ZM227 218H228V216H227ZM240 218V217H239ZM242 218V217H241ZM106 219V218H105ZM122 219H123V217H122ZM128 219V218H127ZM181 219L182 218H179V220L181 221ZM212 219V218H211ZM223 219H225V218H223ZM232 219V218H231ZM234 220L236 219V218H233ZM243 219V218H242ZM245 219H248V218H246L245 217ZM259 219V218H258ZM144 220V219H143ZM175 220V219H174ZM218 220V219H217ZM222 220V219H221ZM251 220V219H250ZM250 220H249V222H250ZM122 221V220H121ZM127 221H129V220H127ZM140 221V220H139ZM214 221H216V220H214ZM219 221V220H218ZM228 220L226 219V222H227ZM238 221V220H237ZM115 222V221H114ZM123 222H124V220H123ZM229 222V221H228ZM232 222V221H231ZM234 222V221H233ZM236 222V221H235ZM239 222H240V220H239ZM242 222V221H241ZM244 222V221H243ZM245 222H247L246 220H245ZM248 222V223H249ZM41 223V222H40ZM117 223V222H116ZM144 223H146V222H144ZM176 222H172V225L173 224H175ZM178 223H179V221H178ZM177 223V224H178ZM216 223H217V221H216ZM247 223V224H248ZM129 224V223H128ZM133 224V223H132ZM131 224V225H132ZM219 226L221 225V224H219V223H217ZM236 224V223H235ZM240 224V223H239ZM167 225H168V223H167ZM176 225V224H175ZM184 225V224H183ZM184 225V226H185ZM218 225H216V226H218ZM224 225V224H223ZM225 225H229L228 223L226 224L225 223ZM242 225H244L243 223H242ZM242 225H240V226H242ZM261 225V224H260ZM115 226V225H114ZM119 226H121V225H119ZM145 226V225H144ZM178 226V225H177ZM176 226V227H177ZM222 226V225H221ZM246 226V225H245ZM245 226H243L242 228L243 229H245L246 227ZM247 226H249V225H247ZM106 227H108V226H106ZM124 227V226H123ZM130 227H132V226H130ZM165 227H167V226H165ZM228 227V226H227ZM226 227V228H227ZM238 227H239V225H238ZM245 227V228H244ZM252 227V226H251ZM126 228V227H125ZM125 228H122L123 230L125 229ZM180 228V227H179ZM179 228H177V231H178V229ZM215 229V228H214ZM219 229V228H218ZM228 229V228H227ZM114 230V229H113ZM171 230V229H170ZM174 230H176L175 228H174ZM173 230V231H174ZM217 230V229H216ZM221 230V229H220ZM225 230V229H224ZM237 230H238V228H237ZM246 230V229H245ZM106 231V230H105ZM126 231V230H125ZM125 231H124V233H125ZM258 231V230H257ZM261 231V229L259 230V232ZM123 232V231H122ZM128 232H129V229H128ZM135 232V231H134ZM137 232V231H136ZM174 232H176V231H174ZM173 232V233H174ZM211 232V231H210ZM216 232V231H215ZM223 232V231H222ZM234 232V231H233ZM240 232V231H239ZM172 233V234H173ZM177 234L176 235H178V233L180 234V232H176ZM107 234V233H106ZM111 234H113V232L111 233ZM123 234V233H122ZM170 234V233H169ZM182 234V233H181ZM209 234H211V233H209ZM208 234V235H209ZM217 234H220V235H222L220 232L219 233H217L216 232V235L215 236H217ZM224 234V233H223ZM228 234V233H227ZM257 234V233H256ZM116 235H118V234H116ZM125 235V234H124ZM174 235V234H173ZM176 235H174V237H176ZM185 235V234H184ZM187 236H188V234H186ZM185 235V236H186ZM205 234H203V236H204ZM220 235H218V236H220ZM230 235V234H229ZM103 236H104V229H100V233H99V235H98V238L99 239H101V238H103ZM112 236V235H111ZM126 236H127V234H126ZM162 236V235H161ZM179 236V235H178ZM177 236V238H176V240H178V241H180V240H182V236H181V239H179V237ZM186 236V237H187ZM115 237V236H114ZM122 237V236H121ZM124 237V236H123ZM136 237V236H135ZM173 237V236H172ZM172 237L170 238L169 237V243L171 242V240H172ZM206 237V236H205ZM212 237V239H213V236H211ZM234 237V236H233ZM237 237V236H236ZM243 237H245V236H243ZM246 237H247V235H246ZM98 238L96 239V240H94V242H92V244H88V245H84V246H81V247H77L76 248V252H75V254H76V257H79L80 255H81V251H84V253L85 254H83V255H85V256H92L93 254H94V252L98 249H100V248H104L103 247V245L102 244H99L100 243V241L98 240ZM134 238V237H133ZM162 238H163V236H162ZM167 238V237H166ZM183 238H185V237H183ZM215 238V237H214ZM248 238H250V237H248ZM104 239V238H103ZM125 239H126V237H125ZM128 239V238H127ZM158 239V238H157ZM187 239V238H186ZM186 239H185V242L187 243V241H186ZM189 239V238H188ZM200 239V238H199ZM199 239H197L198 241H200ZM216 239V238H215ZM220 239V238H219ZM247 239V238H246ZM134 240V239H133ZM175 240V238L173 239V241ZM192 240V239H191ZM196 240V239H195ZM206 240H208V239H206ZM237 240H238V238H237ZM117 241V240H116ZM115 241V242H116ZM157 241V240H156ZM160 242H161V240H159ZM165 241H166V239H165ZM168 241V240H167ZM215 241V240H214ZM221 241V240H220ZM239 241V240H238ZM245 241V240H244ZM110 242V241H109ZM126 242V241H125ZM131 242V241H130ZM163 242V241H162ZM160 243L158 246H155V244L156 243H154V246H155V248H156V252H154V253H152L150 256H148V257H150V259L149 260H151V261H149L148 263L149 264H174V262L175 261H177L176 259V254L174 253H171V251L173 252L174 250V248H175V250L177 249V250H179V248H177V247H179V246H175V244H174V248H171V246H170V244L168 245L166 242H163V243ZM185 242H182L181 241V244L182 243H185ZM193 242V241H192ZM205 242H207V241H205ZM216 242V241H215ZM6 243H8V242H6ZM6 243H5V245H6ZM87 243V242H86ZM146 243V242H145ZM159 242L157 241V244H158ZM172 243V242H171ZM174 243V242H173ZM176 243V242H175ZM190 243V241L188 240V244ZM203 243V242H202ZM209 243H210V241H209ZM212 243V242H211ZM220 243V242H219ZM241 243V242H240ZM239 243V244H240ZM245 243V242H244ZM76 244V241L74 240V238L73 239H71V238H68V237H65L64 239H63V242H62V245H61V247L59 248V251H62L63 252V255L64 256H55V257H50V256H46L49 260H51L52 261V264H73L72 263V259L71 258H69V255H70V253H71V249L72 248H74L73 246ZM122 244V243H121ZM149 244V243H148ZM177 244V243H176ZM178 244H180V242L178 243ZM188 244H186V246H188ZM206 244V243H205ZM213 244V243H212ZM222 244V242L220 243V244H218V245H221ZM13 245V244H12ZM124 245V244H123ZM152 245V244H151ZM192 245V244H191ZM203 245V244H202ZM217 245V244H216ZM223 245H224V241H223ZM252 245V244H251ZM253 245H255V243L253 244ZM113 246V245H112ZM111 246V247H112ZM184 246V245H183ZM241 246V245H240ZM3 247V246H2ZM122 246L120 245V247H119V249L121 248ZM127 247V246H126ZM143 247H145V246H143ZM185 247V246H184ZM183 247V248H184ZM189 247V246H188ZM187 247V248H188ZM210 247H211V245H210ZM218 247V249H219V246H217ZM226 246H224V248H225ZM115 249H116V246L114 247ZM128 248V247H127ZM147 248L149 249L150 248V246H147ZM154 248V247H153ZM152 248V250H154ZM190 248H191V246H190ZM193 248V247H192ZM197 248V247H196ZM202 248V247H201ZM208 248V247H207ZM207 248H205V249H207ZM221 248H222V246H221ZM252 248H253V246H252ZM1 250L2 249H4V248H0ZM5 249H7L6 247H5ZM96 249V250H95ZM109 249V250H108ZM111 249L112 248H110V247H107V249L105 250V251H101L100 252V258L99 259H97L98 260V264H119L121 261V259H122V256L121 255H123L122 254V251L124 250L123 248V250L118 254V250H115V251H111ZM126 249V248H125ZM185 249V248H184ZM203 249V248H202ZM217 249V250H218ZM223 249V248H222ZM231 249H232V247H231ZM73 250V249H72ZM101 250H103V249H101ZM121 250V249H120ZM192 250V249H191ZM191 250H188V251H191ZM210 249H208V251H209ZM221 250V249H220ZM234 250V249H233ZM246 250H248V249H246ZM134 251V250H133ZM133 251H132V253H133ZM149 251V250H148ZM155 251V250H154ZM182 251V250H181ZM185 251H187L186 249H185ZM193 251H195L194 249H193ZM198 251V250H197ZM211 251H212V249H211ZM216 251V250H215ZM224 251V250H223ZM242 251V250H241ZM245 251V250H244ZM130 252V251H129ZM135 252V251H134ZM150 252H152V251H150ZM174 252H176V251H174ZM183 252V251H182ZM181 252V253H182ZM206 252V251H205ZM238 252V251H237ZM26 253V252H25ZM123 253H126V252H123ZM131 253V254H132ZM180 253V252H179ZM184 253V252H183ZM194 253V252H193ZM201 253V252H200ZM209 253V252H208ZM221 253V252H220ZM45 254V253H44ZM127 254V253H126ZM148 254V253H147ZM186 254H188V252H186L185 253V255ZM206 254V253H205ZM262 254V253H261ZM37 255H38V253H37ZM82 255V256H83ZM135 254H133V256H134ZM142 255H145V254H143L142 253ZM180 255V254H179ZM182 255V254H181ZM185 255H183V257H182V259H183V262H181V263H183V264H185V260H184V257H185ZM190 255V254H189ZM188 255V256H189ZM196 255V254H195ZM2 256V255H1ZM136 256V255H135ZM134 256V257H135ZM146 256V255H145ZM144 256V257H145ZM178 256V255H177ZM237 256V255H236ZM240 256V255H239ZM180 257V256H179ZM180 257V258H181ZM210 257V256H209ZM264 257V256H263ZM36 258V257H35ZM146 258V260H147V256L145 257ZM144 258V259H145ZM199 258V257H198ZM80 259V258H79ZM134 259L135 258H133V261H134ZM137 259V258H136ZM179 259V258H178ZM188 259V258H187ZM186 259V260H187ZM237 259V258H236ZM239 259V258H238ZM47 260V259H46ZM48 260V261H49ZM153 260V261H152ZM180 260L181 259H179V262H180ZM259 260H261V258H259ZM124 261V260H123ZM132 261V262H133ZM182 261V260H181ZM190 261V260H189ZM192 261V260H191ZM233 261V260H232ZM237 261V260H236ZM135 262H137L136 260H135ZM146 263L147 264V261H143V263ZM193 262V261H192ZM228 262V261H227ZM248 262V261H247ZM260 262V261H259ZM14 263V262H13ZM30 263V262H29ZM122 263V262H121ZM126 263H127V261H126ZM125 263V264H126ZM131 263V262H130ZM176 263V262H175ZM187 263V262H186ZM191 263V262H190ZM209 263V262H208ZM1 264V263H0ZM76 264V263H75ZM123 264V263H122ZM127 264H129V261H128V263ZM132 264V263H131ZM133 264H135V263H133ZM177 264V263H176ZM215 264V263H214ZM235 264V263H234ZM238 264V263H237ZM257 264V263H256ZM261 264H262V262H261Z\"/></svg>","mask_w":264,"mask_h":264},{"label":"crops","instance_id":"3","mask_svg":"<svg viewBox=\"0 0 264 264\" xmlns=\"http://www.w3.org/2000/svg\"><path fill=\"white\" fill-rule=\"evenodd\" d=\"M30 1H32V0H15L14 2L16 3V4H22L23 6H26V4H29V2ZM79 1H82V2H87L88 3V5H86V6H84V9H86V10H89L90 8H108V6H106L105 5V3L108 1V0H77L76 2H74V5L75 4H77V2H79ZM1 3V2H0ZM91 5V6H90ZM73 10H74V8H73ZM16 22V20H11V24L8 26L9 27V33H10V31H11V28H12V22ZM5 27V24H2V25H0V30H2V28H4ZM21 27H24V26H21ZM36 31V30H35ZM1 37H2V35L0 34V41H1ZM17 42H20V43H22L21 41H16L15 40V44L17 43ZM23 45V44H22ZM25 47V46H24ZM13 49H16L15 48V45H14V47L12 48V50ZM17 51H19L20 52V50H18V49H16ZM4 51H5V48H4V45H0V58H1V60H2V58L4 57ZM4 59V58H3ZM20 62V61H19ZM10 63L11 64H15L16 63V61H14V60H10ZM28 71H27V69L26 70H18V69H16V68H13V69H9V67L8 66H6V65H4V60L3 61H1L0 62V73H12L11 74V76L13 77V78H15V79H20V80H22V76H20L22 73L23 74H25V73H27ZM19 75V76H18ZM36 79H34V80H31V79H29V81H26V79L24 80V82H27V83H36ZM43 82H46V80L45 81H43ZM31 85V84H30ZM27 87H29V85L27 86ZM33 87V86H32ZM32 87H29L27 90L28 91H31V90H29L30 88L32 89ZM37 87V86H36ZM37 89H38V91L37 92H41V93H43V94H55V95H57L56 97H59V96H61L62 94H63V92L61 93V92H58V93H53L52 91H44V90H42V89H40L39 87H37ZM55 89H61V88H59V86H57V87H55ZM33 96H32V98L30 99V104H31V108L33 109V110H31L34 114L36 113V117H35V119H36V121H37V124L39 125V126H41L40 128H45V127H42L44 124H45V122L47 121V120H50V113H51V111L53 110V108H57L58 109V106L55 104V103H52V102H50V101H46V100H41L40 101V103L37 105V103H36V100H35V98L34 97H36V94L35 93H33L32 94ZM45 101V102H44ZM12 102H14V100L12 99V100H10V101H8V102H1L0 101V106H9V104H11ZM22 102H24L23 100H22ZM2 104V105H1ZM24 104V103H23ZM23 108H24V105L21 107V111L19 112V114H18V119H20V123L23 125V126H25V127H29L28 126V124H27V121L25 120V118L22 116V114H23ZM25 114V113H24ZM0 117L2 118V114H0ZM3 121L5 120V119H2ZM59 122L60 121H58V123L56 124V126L55 127H50L47 131H44V130H42L40 133V137H42L43 135H45V133L47 132V133H50V134H53V132L56 130V129H59ZM63 130H64V128H63ZM18 132H20L19 130H18ZM29 135V134H28ZM16 138L21 142H24V143H26L27 141H26V138H27V135L26 134H24V136L21 138V136H19V135H16ZM58 138L59 137H56V139H51L50 140V142L48 141V142H46V144L47 145H50V146H52L53 148L55 147V148H57L58 146H59V141H58ZM28 139H29V137H28ZM38 142H40V144L42 145L43 144V140L42 139H40V140H38ZM2 144L1 145H3V146H0V148L2 147V149L3 148H9V149H11L12 150V152H10V150L7 152V151H4V149H3V151H4V155L2 154L1 156H0V166L1 165H8V162H12L11 161V158L13 159V160H21V159H30L31 157H33L34 155H35V157H42L43 159H44V161L46 162V159H47V155L46 154H44V153H42L40 150H36L35 152H33V154L32 155H28V154H26V153H24L23 151H28V150H25V149H23V148H19V147H16L15 145H14V143H12V144H10V142H6V143H3V142H1ZM45 144V143H44ZM90 146H91V155H90V164H91V161H92V156H93V147H92V142H91V139H90ZM21 152H23L24 154H25V156L23 155V158H22V155H21ZM24 163H26L27 165H28V174H33L34 176H35V183L36 184H38V185H40V184H42V181H41V175H40V172L42 171V167L41 166H37V165H34L33 163H30V162H25L24 161ZM7 167V166H6ZM36 167V173L34 172V168ZM8 168V167H7ZM4 169H6V168H4ZM9 169V168H8ZM87 169H89V167L87 168V167H84L83 165H79L78 166V170H77V172H76V174H75V178H76V180H78V181H82V179H81V177L83 176V174H84V172L87 170ZM51 176H52V183L53 184H56L57 183V172H56V168H54L53 169V171H52V173H51ZM4 177H9V178H7V179H11L12 181H13V188H12V190H11V192L9 193V194H11V193H13V192H16V194H13V195H11L10 197H8V198H6V197H3V198H1L0 197V199H2V200H8L9 201V203H10V205H13L14 203H19V205H22V204H26V203H29V202H32V203H35V204H41V205H46V206H50V207H53L54 209H56V210H58V211H64L65 209H67V208H64L63 209V206H61V204H47V203H44V202H42V201H39V200H37V199H35V197H37V196H42V197H45L47 200H48V203H50L49 202V199L47 198V196H49V195H51L52 193H54L55 195H54V197L56 198L57 197V199L59 200V203H61V201H60V199H59V197H58V195L55 193V191L54 190H52V189H48V188H43V187H41V186H38V187H34V186H31V185H28L27 183H26V181L25 180H23V179H20L18 176H15V175H12V173L11 172H7V171H0V183H2L3 185H7V183L5 182L7 179H4ZM16 181L18 182V183H20V185H24L25 186V189H18V187H17V185H19L18 183H17V185H16ZM2 187V186H1ZM69 190L72 192V193H75V192H77L78 190L76 189V188H74V187H70L69 188ZM77 190V191H76ZM23 191H26V194H23L22 192ZM36 192H37V194H36ZM73 195H75V194H72V196ZM30 196V197H29ZM21 197V198H20ZM20 198V199H19ZM24 199V200H23ZM52 199V198H51ZM13 201V202H12ZM21 201V202H20ZM0 242H3V241H0Z\"/></svg>","mask_w":264,"mask_h":264}]
</instances>
